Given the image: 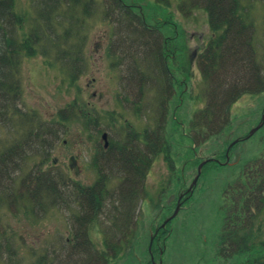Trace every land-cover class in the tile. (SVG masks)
I'll use <instances>...</instances> for the list:
<instances>
[{"label": "rangeland", "instance_id": "obj_1", "mask_svg": "<svg viewBox=\"0 0 264 264\" xmlns=\"http://www.w3.org/2000/svg\"><path fill=\"white\" fill-rule=\"evenodd\" d=\"M34 1L15 0L17 13L28 17V21L24 23L23 32L30 29L28 22L34 15L32 7ZM137 1L140 3L153 2V0ZM190 1L179 0L177 6L179 15L176 17H178V32L181 47H183L180 48V51L183 53V58L194 49L201 50L211 34L210 29L207 28L204 10L196 8L197 4L192 8L193 3ZM159 2L164 6L167 4L163 0H159ZM240 2L248 7V15L252 21H259V24H256L259 30L253 35V44L256 47L254 50L258 52L260 63L264 64V32H262V28H264V0H240ZM168 4L169 7H176L175 0H170ZM143 11L146 17L157 16L158 20L164 18V20L171 21L173 18L172 10L169 13L163 9ZM109 12L111 14L100 5L99 12L92 15L91 18L87 17L83 20L76 15L80 19L75 22L76 24L81 23V25L73 27V30L70 31L73 36L71 39L67 37L69 34L62 36V40L67 37L66 41L58 48L51 49L49 47L48 51L50 52L46 55L41 54L39 50H43V48H39L36 55L21 58L18 69L21 94L17 106L22 112L20 115L9 114L6 118L4 115V121L0 124V196L6 195L5 197L8 198V195L11 194L10 196L13 197L14 191L17 195L18 193L23 194L21 191H26V186L29 183V180L26 181V179L30 178L31 172L38 171L39 168L46 171L51 170L52 174L62 172L66 175L68 172L66 164L70 162L69 157L80 153L79 150L84 152L88 146L94 143L89 141L96 139L92 127H89L87 122L81 119L82 113L97 112L91 95L93 77H96L102 85L107 99L105 103L100 104L101 122L107 123L109 118L115 125V130L118 131V125L123 124V120L127 119L128 123L132 124L136 130L147 129L148 133H151L150 139H154L157 149L160 148L161 142L155 136L159 123L157 111L161 96L166 97V93L156 84L151 86L148 83L144 95L147 106L142 114L138 111L136 114V110L129 104L125 105L123 101L115 111L120 115L116 113L111 116L109 114L113 111L106 105L108 99L110 97L117 98L120 93L118 74H127L129 68L126 65L130 62L131 56L134 55L139 61L142 51L146 49L140 39L144 37V34L146 36V33L142 35L139 31L140 26L129 25L124 21L116 22L111 26L108 19L114 22V16H112V11ZM255 15H257V19L252 18ZM61 20L62 17H59L58 21ZM64 21L63 26L67 19ZM112 27L116 28L115 43L124 47L132 45L127 48L123 68L119 69L120 71L116 68V73L109 63L113 57L108 56L107 50L109 38L113 37ZM165 27L166 25L163 26V28ZM59 28H57V32L64 33ZM125 49L121 47L123 54H125ZM119 54L121 53L119 52ZM148 54V71L146 70V72L148 81H151L156 76L155 58L150 52ZM184 61L185 59L181 60V65H184ZM137 65L139 64L137 63ZM195 73L196 75L187 82L188 88L181 97L179 108L175 113L172 112V109L176 105V97L169 99L171 103L167 107L168 113L163 118V133L170 140L169 147L166 149L168 152L155 156V147L149 150L151 153L148 154V160L151 162V167L149 166L150 169L145 177L143 187L145 214L143 213V224L136 230L132 243L129 240L128 242L125 236L127 228L110 223L116 215L124 214L123 212L129 205L139 203L140 199L134 203L124 200L126 195L134 192L128 190L130 186L127 189L130 193L114 195L112 198L111 194L116 191L114 190L113 193L104 195L101 214L103 218L99 219L96 227L84 228L76 222L78 206L71 201L73 197L70 194L71 189L59 185L61 188L58 186L57 191H69L68 201L63 200L61 196H55L52 198L55 199L53 203L47 201L49 205L46 202V206L43 207L38 206L39 199L29 198L30 201L27 198L28 200H24L22 198L25 196H23L14 202L7 200L0 204V243L3 244V237H5L12 244V249L9 251H6L5 246L1 248L0 264H57V261H60L62 257L66 258L67 249L73 243L76 232L86 231V229L87 237L92 242V244L90 242L91 247L105 251L104 259L107 264H129L126 258L131 255L126 252L136 254L138 260L133 264H150L151 235L154 229L174 212L180 193L185 192L184 190L192 183L199 163L203 159L219 156L236 137H244L248 133L249 127L256 125L264 113V93L258 95L256 101H252L253 104L255 103L254 106L250 96H241L231 105V127L224 128L205 141L202 137L196 136L194 145L186 136H183L188 133L187 124H184L185 129L181 130L180 127L171 124V120L175 117L177 120L186 122L188 114L196 112L204 106L201 97L202 83L198 79L199 74L196 68ZM129 75L128 73L127 76ZM133 78L131 77V79ZM187 79L188 76L185 81ZM156 83L159 85L158 81ZM120 85L121 88L123 86L126 89L127 83L123 81ZM115 87H117L118 93L115 92ZM192 91L194 92L192 93ZM67 107L72 108L69 109L70 111H65ZM252 109H254V116L250 123L237 126L240 119L247 112L249 115ZM59 114L66 116L63 122L57 121ZM30 128L32 129L31 135H28L27 129ZM163 133L160 134L161 137ZM121 134L124 135L125 132H121ZM14 139L23 141L24 147L21 151L24 153V157L19 160V167L16 164L8 166V163L5 166L6 164H1V160L5 159L3 154L14 143ZM53 140L54 145L45 162V150L52 145ZM63 140L67 142L64 144ZM77 142H83V147L78 146ZM263 151L264 126L256 131L251 138L234 146L230 151L229 164L218 165L211 161L202 167L191 196L182 201L177 214L167 225L169 235L165 243L164 254L161 257V264H233L231 261L234 259L222 260L214 253L223 222V190L233 182L235 177H239L246 159H250L252 156L260 157ZM85 156L87 157L88 153H85ZM75 163L70 168L71 175L76 179L72 181L82 185H94L96 179L94 174H91L88 161L83 159L77 160ZM120 179L115 174L106 180L105 187L111 190L120 187ZM11 180H15V182L12 183ZM9 185L13 186L14 190L7 191L6 187ZM30 186L33 189V181L30 182ZM135 206L132 209H135ZM255 219L264 220V207ZM104 221L107 222L104 223ZM4 234L6 236H3ZM125 241L130 244L128 247L124 244ZM113 246H116V252L120 253L111 256L114 253ZM154 247L156 248V244L152 249H155ZM78 256H81L78 259L80 264H90L91 260H87V256L83 253ZM109 256L111 259H108ZM75 258L78 257L75 256ZM86 260L87 262H85ZM153 260L155 264L159 263L160 258L156 251ZM76 261L77 259L69 260L67 263L74 264Z\"/></svg>", "mask_w": 264, "mask_h": 264}, {"label": "flooded vegetation", "instance_id": "obj_2", "mask_svg": "<svg viewBox=\"0 0 264 264\" xmlns=\"http://www.w3.org/2000/svg\"><path fill=\"white\" fill-rule=\"evenodd\" d=\"M110 4V8L114 11V22L112 21V25L116 24V22L124 23L129 25H137L139 27V31L144 34L142 39L143 47H146L145 50L142 51V55L140 57L141 60L137 61L134 55L131 56L130 62L126 65L129 70L127 74H118L119 79V90L117 91V87H115L118 93L116 97H110L108 99V107L113 112L109 114L113 116V114H118L115 112L120 107L121 101L125 105L129 104L139 113H143L145 106V92L148 87V83L153 86L156 84L159 86V89H162L166 93V97H162L160 99V106H158V116L159 123L156 127V139L160 141L161 146L157 149V146L154 142V139H150L151 133L149 134L147 129L136 130L132 124L128 123L127 119L123 120V124H119V130H115V125L111 123L108 118L107 123L101 122L100 117V104L105 103L107 100L105 98L104 89L102 85L97 81L96 77L92 78L93 82V91L91 93L92 99L94 101V105L97 108V112L90 113H82V121H86L89 127H92L94 132L95 140H89L90 142H94L92 145L88 146L87 150L84 152L79 150L80 153L69 157L70 162L66 164L68 172L64 175L62 172L54 173L55 176H59L62 180L63 185H75L73 190L70 191L71 194L75 193V201L78 206L77 212V220L76 222L83 227H96L99 223V219L103 218L102 214V204L104 201V195L113 193L109 188H90L83 187L79 182H74L72 180H76L75 177L71 175L70 168L76 164L77 160L86 159L88 161L89 167L91 169V174H94V178L96 179L95 184L103 183L108 180L115 174L121 178L120 180H126L131 177H135V187L129 188L130 182H128V186L123 191H115L114 194H111L112 197L119 192L122 193H130V191H134L128 195L124 199L126 202L131 203L133 201L137 202L140 199L139 203L135 205L131 204L129 207L125 209L120 216V214L116 215L113 221L114 225L122 226L127 228V241L129 240L131 243L133 241V237L136 234V230L140 228L143 224V217L145 214L144 209V192L139 188V180L147 174L148 171V154L149 150L155 147V156L162 155L168 152L166 149L169 147V139L163 133L164 129V116L168 113L167 107L171 103L169 99L176 97V105L172 109V112L175 113L179 108V102H181V97L185 94L188 85L187 82L196 75L195 68L199 74L198 79L202 81L201 70L197 61L198 52L196 49L190 51L188 55L185 56L186 60L184 61V65H181V52H180V41H179V32H178V17L179 10L177 8L179 0L176 1V7L167 6L166 8L172 10L173 18L171 21L161 20L162 23H165V28H158V17L152 16L150 17V21L146 22L142 14H135L131 12L129 0H105ZM166 3H169L168 0H163ZM216 1V0H214ZM224 1V0H222ZM227 1V0H226ZM233 1V0H232ZM96 4L95 8L98 9V0L94 1ZM207 2V1H206ZM210 2V1H208ZM228 3V2H227ZM211 6H204V13L206 15V19L208 20L210 29H212L210 21L213 16V11ZM176 11H175V10ZM243 10H248V7L243 6ZM175 11V13H174ZM242 15L239 17L236 15L235 20L241 22L245 25L249 30L248 33L255 34L259 30L256 27V24H259V21H252V26L249 27L247 23L244 22L243 15L245 13L242 11ZM248 13V11L246 12ZM113 16V14H112ZM239 17V18H238ZM249 18V17H248ZM252 18L257 19V15ZM134 19V22L132 21ZM247 20V19H246ZM250 20H252L250 18ZM251 25V24H250ZM113 28V27H112ZM209 28V27H208ZM226 29L224 25L221 27V30L218 32L212 31V34H216L222 32ZM115 32L116 28L114 27L112 30L113 37L110 36L109 42L107 44L108 56L113 57L109 61L112 70L116 73V68L118 70L123 68L124 62L126 60L125 56L127 55V48L132 45H127L124 47L118 43H115ZM262 32H264V28H262ZM113 38V39H112ZM144 40V41H143ZM106 45L104 44V47ZM122 48L125 49V54L121 51ZM98 48V45H97ZM105 49V48H104ZM97 50V49H96ZM119 52L121 54H119ZM150 52L152 57L155 58V77L154 80L148 81L147 72L148 71V57ZM124 57V58H122ZM151 57V56H150ZM137 63L139 65H137ZM125 66V67H126ZM153 68V65H152ZM119 70V71H120ZM154 70V69H153ZM128 73L130 74L129 76ZM157 73V74H156ZM160 78H157L158 76ZM188 79L185 81V79ZM131 77H134L131 79ZM116 80V79H115ZM160 80V81H159ZM127 83L126 89L121 88L120 83ZM159 82L158 83L156 82ZM194 89L193 81H192V90ZM181 91V94H180ZM194 91H192L193 93ZM120 94V95H119ZM246 95L251 97L252 101H256L258 94H250ZM244 96V95H243ZM192 99V96L190 97ZM114 102V103H113ZM255 104V103H254ZM252 103V105L254 106ZM252 106V107H253ZM67 111V110H65ZM122 113V112H121ZM194 116L195 111L191 114H188L187 126L188 131L194 132ZM252 116H254V109H252L248 115V112L245 116H243L237 126H241L243 124H249L252 120ZM250 117V118H249ZM171 124L175 127H184V121L177 120L175 117L172 118ZM87 125V126H88ZM255 125L249 127V130L252 129ZM121 132H125V134H121ZM249 132V131H248ZM163 133L161 137L160 134ZM189 137L194 138L192 135ZM67 141L63 140L65 144ZM154 142V143H152ZM54 145V141L52 145L47 147L45 150L46 156H50L51 148ZM77 145L81 148L83 147V142H77ZM164 146V147H163ZM20 148H15V151H19ZM226 150L223 153V160L217 158V163L220 165H226L230 162L229 154L225 155ZM85 153H88V156H85ZM151 153V152H150ZM165 156V155H164ZM169 156V155H168ZM252 158V159H251ZM9 161V162H8ZM14 161L12 156H7V162L11 163ZM261 160L259 157L252 156L250 159H246L244 162V167L242 168L239 177H235L233 182L228 185L223 191V222L220 228V237L217 243V247L215 249V254L219 256L222 260H231L233 264H264V220H256L255 218L259 216L260 210L264 207V202L260 200H264V182L260 177H264V172L261 171ZM116 172V173H115ZM79 173V172H78ZM115 173V174H114ZM52 176V173H47L45 171H36L31 173L33 177H43V176ZM125 181V183H126ZM130 191H128V190ZM68 192L69 191H59L61 197H63L65 201H68ZM88 192L90 194H88ZM96 196V197H95ZM135 206V209L132 207ZM144 213V214H143ZM123 216V218H122ZM107 221H104V223ZM157 234H159V240L162 242L160 246H158L157 252L161 255L164 252L167 235H169V231L167 229V225L163 228L158 227ZM161 233V234H160ZM261 236V237H260ZM161 238V239H160ZM125 241L126 246L128 247V242ZM131 256H127L126 260L129 264H133L134 261H137V256L134 252H126ZM117 255L113 253L111 256ZM120 255V254H119ZM151 259L150 262L155 264L153 260V254H150ZM93 257L90 259V264H99V255H92ZM111 256L108 259H111ZM105 258V256H104ZM81 260V258H80ZM141 264V263H140ZM148 264V263H147Z\"/></svg>", "mask_w": 264, "mask_h": 264}, {"label": "trees", "instance_id": "obj_3", "mask_svg": "<svg viewBox=\"0 0 264 264\" xmlns=\"http://www.w3.org/2000/svg\"><path fill=\"white\" fill-rule=\"evenodd\" d=\"M209 1L207 5L211 6L213 11L210 21L213 31L218 32L224 25L226 29L213 35L210 43L197 59L203 77L205 106L194 116L193 122L196 131L190 133L194 140L196 136H200L203 141L215 136L229 124L230 106L239 96L244 93L260 94L264 92V64L260 63L256 56L251 43V33L247 32L249 29L235 20L236 15L241 16L238 1ZM14 2L15 0H0V124L4 121V115L5 118L9 114L20 115L17 105L21 94L18 78L21 58L36 55L39 47H60L63 43L62 36L64 37L66 34L58 36L55 33V28L64 27L65 22H63L64 20L58 21L57 18L65 17V14L67 17L75 16V11H79V8H82V13L85 14L86 7L92 3V0H36V9L33 19L28 22L30 29L27 32H23V29L28 17L18 14L14 10ZM18 32L20 33L18 34ZM39 51L45 55L50 52L48 50ZM56 53L59 54L57 51ZM59 116L60 121L62 118L60 117V119ZM31 131V128L27 129V134L31 135ZM15 141L3 154L5 159L1 160V164H6V157L13 155V165L16 164L19 167L20 163L15 160L22 159L24 154L17 153L15 148L22 149L24 144L23 141ZM259 158L262 161L261 164L263 163L261 171L264 172V151ZM40 170L39 168L38 171ZM143 178L144 176L139 180V186H142ZM260 179L264 182V177H260ZM27 180L29 183L26 186L27 190L21 191L23 194L18 193V196L14 191L13 197L10 196L11 194L8 195V198L5 197L6 195H2L0 204L7 200L14 202L17 198L25 196L22 199H39L38 206L44 207L47 201L53 203L55 199L52 198L59 196L57 187L60 180L47 175L30 177ZM135 180V177L128 179L131 188L135 187ZM31 181L34 182L33 189L30 186ZM125 181L120 185V188L125 189L128 186V182L125 183ZM11 182L14 183L15 180H11ZM95 187L98 186L90 188ZM6 188L7 191L14 190L10 185ZM88 194L90 193L88 192ZM260 201L264 202L262 199ZM47 204L49 203L47 202ZM2 243V245L0 243V250L3 246L6 251L12 249L8 238L3 237ZM67 250L66 258L62 257L60 261H57V264H72L67 262L76 259L74 264H80L78 261L81 257L78 256L80 253L87 256V260H90L92 255L98 254L100 256L99 264H106L102 252L91 247L87 229L76 232L75 239Z\"/></svg>", "mask_w": 264, "mask_h": 264}, {"label": "water", "instance_id": "obj_4", "mask_svg": "<svg viewBox=\"0 0 264 264\" xmlns=\"http://www.w3.org/2000/svg\"><path fill=\"white\" fill-rule=\"evenodd\" d=\"M263 121H264V115L262 116V120H261V122L249 133V135H251L254 131H256L261 125H262V123H263ZM206 161H203V162H201L200 164H199V166H198V169H197V175L195 176V178L193 179V182H192V184L190 185V187H189V190L192 188V186L196 183V181H197V178H198V176H199V174H200V170H201V167H202V165L205 163ZM178 209H179V205H177L176 206V209H175V211H174V213L168 218V219H166L165 221H164V223H163V225L168 221V220H170L172 217H174L175 215H176V213H177V211H178Z\"/></svg>", "mask_w": 264, "mask_h": 264}]
</instances>
